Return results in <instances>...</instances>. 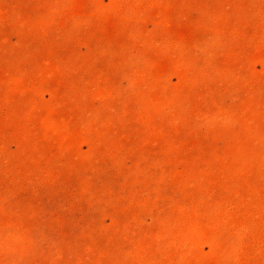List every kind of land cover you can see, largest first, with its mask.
<instances>
[{
	"label": "rangeland",
	"instance_id": "obj_1",
	"mask_svg": "<svg viewBox=\"0 0 264 264\" xmlns=\"http://www.w3.org/2000/svg\"><path fill=\"white\" fill-rule=\"evenodd\" d=\"M0 264H264V0H0Z\"/></svg>",
	"mask_w": 264,
	"mask_h": 264
}]
</instances>
